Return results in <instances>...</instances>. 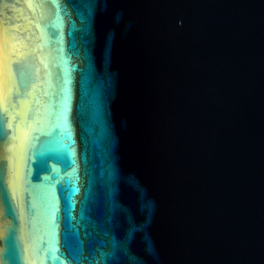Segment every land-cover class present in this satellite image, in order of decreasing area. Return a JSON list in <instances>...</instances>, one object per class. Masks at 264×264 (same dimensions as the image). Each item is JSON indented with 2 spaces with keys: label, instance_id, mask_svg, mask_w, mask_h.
Segmentation results:
<instances>
[{
  "label": "water",
  "instance_id": "obj_1",
  "mask_svg": "<svg viewBox=\"0 0 264 264\" xmlns=\"http://www.w3.org/2000/svg\"><path fill=\"white\" fill-rule=\"evenodd\" d=\"M0 264H264V0H0Z\"/></svg>",
  "mask_w": 264,
  "mask_h": 264
}]
</instances>
